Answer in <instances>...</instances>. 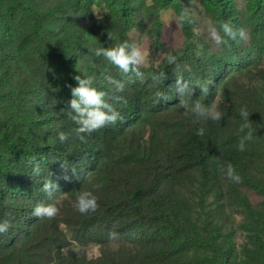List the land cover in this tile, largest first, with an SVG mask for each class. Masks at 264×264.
<instances>
[{
    "label": "trees",
    "instance_id": "1",
    "mask_svg": "<svg viewBox=\"0 0 264 264\" xmlns=\"http://www.w3.org/2000/svg\"><path fill=\"white\" fill-rule=\"evenodd\" d=\"M105 1L108 14L95 23L106 47L133 43L128 34L136 27L139 7L145 6L156 36L153 49L161 50V23L155 8H170L177 16L184 9V0H151V5L147 0ZM94 2L0 0V221L7 219L12 225L7 233L0 234V264H180L198 251L208 252L216 262L222 258L226 264H264L262 236H252L247 256L240 260L232 248L199 233L179 206L182 191L193 182L195 173L206 190L224 175L221 168L226 169L228 163L238 175L248 180L252 177L258 162L256 153L219 142V129L226 122L222 118L203 120L192 113L197 120L194 127L188 126L169 146L151 145L140 172L112 170L106 191H92L98 198L96 212L81 214L70 206L62 208L61 218L32 215L37 203H51L59 194L84 188L122 140L131 138L132 146H140L134 132L142 122L157 119L165 124L171 120L184 123L187 118L175 90L180 77L207 87L206 93L195 87L192 96L185 97L190 103L199 100L207 106L216 100L220 82L234 67L258 64L264 57V0H247L249 47L241 40L237 43L225 37L227 43L221 47L227 56H218L197 45L191 22L182 23L183 46L169 51L158 68L140 69L144 75L141 82L134 73L123 75L102 56L90 54L89 34L81 20L92 16ZM204 2L213 24L227 21L235 29L242 28L235 0ZM168 54L176 56L175 64L168 63ZM24 66L36 67L44 78L22 77ZM159 73L165 78L154 82L152 76ZM76 75L93 76V86L106 93L105 99L121 115L115 125L86 136V142L76 138L72 132L76 125L61 111L70 107L72 95L67 85L77 86ZM106 75L123 81L124 90L117 92ZM242 107L249 113L252 134H263L264 98L251 94ZM242 122L237 111L234 128L246 134L247 130L240 131ZM201 127L203 136L197 135ZM61 131L69 135L63 143L57 135ZM33 160L40 164L39 174L33 173ZM62 162L68 167L67 180ZM45 180L58 184L51 198L42 191ZM110 233L117 235L110 239ZM119 237L140 246L129 261L63 253L73 239L106 244Z\"/></svg>",
    "mask_w": 264,
    "mask_h": 264
},
{
    "label": "rangeland",
    "instance_id": "2",
    "mask_svg": "<svg viewBox=\"0 0 264 264\" xmlns=\"http://www.w3.org/2000/svg\"><path fill=\"white\" fill-rule=\"evenodd\" d=\"M235 1L238 5L242 28L248 37L247 40H241V43L249 47L251 35L247 23V0ZM147 4L151 5L152 1L147 0ZM185 7H190L191 24L195 32L194 41L197 45L218 56H227V52L221 45L216 46L208 37L207 29L213 21L207 13L204 0H184ZM92 9V16L83 17L81 22L89 34L90 54L94 55L96 48L106 47L100 40L99 26L95 23V19L106 18L109 9L105 0H95ZM155 9H157L161 23L160 41L164 45L163 49H153L152 44L156 36L152 31V22L148 19L145 6L139 7L135 17L136 27L128 34L145 56V62L140 69L158 68L169 51L180 49L184 44L182 27L177 25L178 16L174 11L170 8L157 7ZM21 75L37 80L44 78L43 73L36 67L30 66H24L21 69ZM251 94L264 98V57L258 64L240 69L234 67L220 82L215 103L222 114V119L226 120L219 129V142L222 145H238L241 137L246 135L239 134L233 122L235 113L240 111ZM185 116L187 119L184 123L171 120L165 124L157 119H151L139 124L135 129L134 138L139 141L140 146H132L131 138L122 140L108 161L102 165L101 170L90 177L84 188L76 192L59 194L51 202L59 209L56 216L61 218L62 208L74 206L80 191L104 193L112 170L126 168L133 173L140 172L146 150L150 149L151 145L169 146L176 137L185 133L188 126L194 127L197 120L192 113ZM245 149L255 152L258 158L250 180L239 175L241 179L237 183L229 180L224 174L218 182H213L206 190L202 186L200 175L195 173L193 182L184 187L179 201L180 208L192 219L199 233L214 237L222 246L232 248L240 256V260L246 258L254 234H259L264 238V133L253 134L252 140L246 141ZM95 185H101V187L96 188ZM139 248L140 246L134 240L124 237L113 239L106 244H84L73 239L72 245L64 249L63 253L89 259L109 256L129 261L139 253ZM180 264L226 263L222 258L216 262L208 252L198 251L189 255Z\"/></svg>",
    "mask_w": 264,
    "mask_h": 264
},
{
    "label": "clouds",
    "instance_id": "3",
    "mask_svg": "<svg viewBox=\"0 0 264 264\" xmlns=\"http://www.w3.org/2000/svg\"><path fill=\"white\" fill-rule=\"evenodd\" d=\"M191 22L190 7H185L181 10L180 14L176 18L177 25L182 23ZM209 39L216 45L220 46L227 43L225 37L239 43L240 40H247V33L243 28L235 29L234 26L227 21H221L219 25L210 24L207 29ZM111 39V36H109ZM94 55L97 57L105 58L110 64L120 70L123 75L134 73L135 76L143 82L144 75L140 71L141 65L145 62V56L142 50L135 44H130L128 41L116 44L113 47H98L94 50ZM197 56L201 55L200 51H197ZM167 61L169 64H175L177 61L176 56L168 54ZM190 71V69H188ZM164 73L153 75L152 80L159 82L164 79ZM77 86L67 85L71 89L72 99L69 102L70 107L68 109H61L62 112H66L68 117L74 122L76 127L72 129L81 142H86V136L91 135L93 132L100 130L108 125H115L118 120L121 119L120 112L109 103L105 97L106 93L99 91L94 87V77L90 75H76L74 76ZM105 79L111 84L117 92H122L125 88V83L121 80L113 78L111 75H106ZM195 87H199L203 93L208 91L207 87L200 83L193 84L190 81H185L180 77L176 82V92L179 94V105L184 109V115L189 113L195 114L197 117L203 120L218 121L222 118L221 112L218 110L217 104L213 101L211 104L205 106L199 100L189 102L185 97H191ZM157 95L161 94L157 92ZM118 101H123L122 97H116ZM126 103V101H123ZM240 116L242 123L240 131L245 132L246 135L242 136L238 150L244 151L246 141H250L253 138L251 131V125L249 123V113L246 107L240 109ZM204 128L201 127L197 130V135L203 136ZM58 139L61 143L66 142L69 139V135L61 131L58 134ZM33 164V173H40V164L38 161H30ZM61 169L65 173L64 179H69L67 176L68 167L65 163H61ZM221 171L226 177L233 182H240L241 177L236 173L234 166L231 163L227 164L226 169L221 168ZM73 174L75 169H72ZM96 188L101 185H95ZM58 188V184L52 180H45L43 183L42 191L47 193L49 198L52 197L53 190ZM75 209L81 214H88L90 212H96L98 210V198L92 191H80L77 194L74 204ZM59 209L54 203H37L32 211V215L38 218L53 219L58 214ZM11 222L7 219L0 221V234H5L11 228ZM116 233H110L109 238H115Z\"/></svg>",
    "mask_w": 264,
    "mask_h": 264
}]
</instances>
